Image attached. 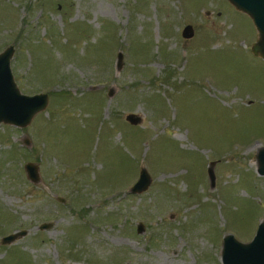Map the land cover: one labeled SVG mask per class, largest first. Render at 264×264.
I'll return each instance as SVG.
<instances>
[{
    "label": "rangeland",
    "instance_id": "obj_1",
    "mask_svg": "<svg viewBox=\"0 0 264 264\" xmlns=\"http://www.w3.org/2000/svg\"><path fill=\"white\" fill-rule=\"evenodd\" d=\"M256 39L227 0H0V53L13 48L22 94L48 97L28 126L0 124V264H221L224 236L250 242L264 219ZM141 167L152 183L132 195Z\"/></svg>",
    "mask_w": 264,
    "mask_h": 264
},
{
    "label": "water",
    "instance_id": "obj_2",
    "mask_svg": "<svg viewBox=\"0 0 264 264\" xmlns=\"http://www.w3.org/2000/svg\"><path fill=\"white\" fill-rule=\"evenodd\" d=\"M233 8L245 14L252 21L257 39L251 46V54L254 57L264 59V0H227ZM181 36L184 39L193 37V28L186 25ZM13 55V48L8 47L0 53V124L24 128L28 126L33 117L43 111L48 103L46 94H35L32 96L22 94L10 69V59ZM122 54H117V70L121 68ZM111 93L108 94L111 97ZM125 121L132 126H137L142 122L141 117L135 114H128ZM257 165L256 172L259 176H264V147L259 149L255 157ZM26 177L32 183L39 181L38 167L33 163L24 165ZM207 177L210 186H214V164L209 163L207 167ZM152 183V178L144 167L140 168L138 179L129 189V193L137 195L147 191ZM43 225L40 228L45 229ZM137 234L143 232L142 224H138ZM23 233L11 234L2 238L1 244H11ZM221 264H264V219L259 223L254 237L248 243L239 242L233 235L228 234L222 239Z\"/></svg>",
    "mask_w": 264,
    "mask_h": 264
}]
</instances>
